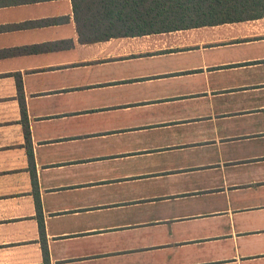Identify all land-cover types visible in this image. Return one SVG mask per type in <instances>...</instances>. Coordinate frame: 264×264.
I'll use <instances>...</instances> for the list:
<instances>
[{"label": "crops", "instance_id": "crops-1", "mask_svg": "<svg viewBox=\"0 0 264 264\" xmlns=\"http://www.w3.org/2000/svg\"><path fill=\"white\" fill-rule=\"evenodd\" d=\"M123 5L0 0V264H264V17Z\"/></svg>", "mask_w": 264, "mask_h": 264}, {"label": "trees", "instance_id": "trees-1", "mask_svg": "<svg viewBox=\"0 0 264 264\" xmlns=\"http://www.w3.org/2000/svg\"><path fill=\"white\" fill-rule=\"evenodd\" d=\"M137 14L136 26L122 28L120 34L142 35L153 31H174L264 17V0H124Z\"/></svg>", "mask_w": 264, "mask_h": 264}]
</instances>
